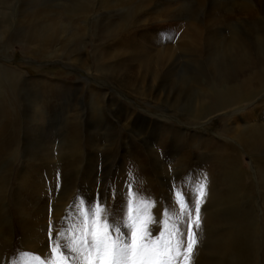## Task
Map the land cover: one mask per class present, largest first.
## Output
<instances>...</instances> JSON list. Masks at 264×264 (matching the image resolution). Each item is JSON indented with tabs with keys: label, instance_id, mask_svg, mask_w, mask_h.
I'll return each mask as SVG.
<instances>
[{
	"label": "rangeland",
	"instance_id": "374dc122",
	"mask_svg": "<svg viewBox=\"0 0 264 264\" xmlns=\"http://www.w3.org/2000/svg\"><path fill=\"white\" fill-rule=\"evenodd\" d=\"M80 1L0 2V264L49 259L81 200L131 183L162 223L204 177L193 264H264V0Z\"/></svg>",
	"mask_w": 264,
	"mask_h": 264
},
{
	"label": "snow or ice",
	"instance_id": "6c2138e0",
	"mask_svg": "<svg viewBox=\"0 0 264 264\" xmlns=\"http://www.w3.org/2000/svg\"><path fill=\"white\" fill-rule=\"evenodd\" d=\"M131 175V173H129ZM119 210L109 207L107 200L79 201V223L54 237L48 228L50 258L42 259L32 252L20 254L12 264H193L198 246V230L202 227V205L208 195L207 177L194 188L192 200L186 201L183 190L175 191L178 216L163 209V221L154 216L159 202L134 190L131 183ZM159 234L153 235V225Z\"/></svg>",
	"mask_w": 264,
	"mask_h": 264
},
{
	"label": "bare ground",
	"instance_id": "6f19581e",
	"mask_svg": "<svg viewBox=\"0 0 264 264\" xmlns=\"http://www.w3.org/2000/svg\"><path fill=\"white\" fill-rule=\"evenodd\" d=\"M4 1H6V0H0V2L1 3H3ZM156 2H158V0H156ZM80 5H81V7L82 8H84V6H85V2L82 0V1H80ZM84 13V12H83ZM83 31H81L82 32V34H81V37H83V38H85L86 36L84 35V30H85V28H87V25H86V21L85 20H83ZM86 32V31H85ZM82 38V39H83ZM208 43V42H207ZM1 50V49H0ZM55 52L57 53V50L56 49H54L53 50V52H51V54H49V56H45V57H48V58H50V57H53V56H55ZM6 55V54H5ZM54 59V58H53ZM56 62V61H55ZM59 63V62H58ZM4 68H6V67H4V66H2V65H0V84H2V83H4V82H7V83H11L12 81H16L17 80V76L15 75V74H17V75H21V73H19V72H16L15 70V72L14 71H12L11 70V72H6L5 71V69ZM156 76V75H155ZM156 79V78H155ZM153 80V79H152ZM155 81V80H154ZM151 86V85H150ZM152 87H153V84H152ZM157 88V87H156ZM157 90V89H156ZM158 91H159V88H158ZM167 91V90H166ZM100 92V91H99ZM153 92H155V91H153ZM164 93V92H163ZM155 94V93H154ZM153 94V95H154ZM157 94V93H156ZM169 94V93H168ZM167 94V95H168ZM101 97V96H100ZM107 97H108V95H107ZM161 97V96H160ZM95 98H96V96H95ZM114 98V97H113ZM246 98V97H245ZM160 99V98H159ZM247 99V98H246ZM161 101V100H160ZM167 101H169V100H167ZM118 102V101H117ZM174 102V101H173ZM182 102V101H181ZM165 103V102H164ZM220 106V105H219ZM179 107H180V105H179ZM254 108H256V107H254ZM240 109H242V108H238L237 110H236V112L237 111H239ZM123 110H124V108H123ZM127 110V109H126ZM127 113V112H126ZM138 114V113H137ZM225 115V114H224ZM227 115V114H226ZM248 115H252V116H254V118L255 117H257V118H259L260 116H261V114L260 113H257L256 111L255 112H252V113H249ZM221 116H223V115H221ZM240 116V115H239ZM128 117V116H127ZM241 117H242V115H241ZM75 118H78V114L77 115H75ZM80 119V118H79ZM138 119H143V120H145L146 122L147 121H150L148 118H145V117H140V118H138ZM255 119H252V121L251 122H249V121H243V123L244 124H249V128H245V129H242L241 131H240V135H237V136H235L233 139H232V137H231V139L235 142V144L236 145H238L240 148H245V147H247V146H249V147H247V148H245V149H249V152H251V150L253 149V147H254V149H255V153L257 152V150L259 149L258 147H257V145H256V142H255V140H254V138H258V137H254V136H250V133L252 132V130L254 131V130H256V132L258 131V125L256 124L255 125V121H254ZM152 121V120H151ZM154 121V120H153ZM155 122V121H154ZM208 121H206V122H204V123H199L198 125H205L206 123H207ZM200 133V132H199ZM199 133L198 132H195L194 134H195V136H199ZM194 136V137H195ZM224 138H227L228 139V137H225V136H223ZM252 137H254V138H252ZM253 140V143L251 142L252 140ZM259 143H261V142H258V144ZM254 145V146H253ZM75 148V147H74ZM253 163V162H252ZM199 174H193V176H195V177H193V179H195L197 176H198ZM193 190V189H192ZM191 197H193L192 195H191ZM206 246V245H205ZM208 247V246H207Z\"/></svg>",
	"mask_w": 264,
	"mask_h": 264
}]
</instances>
